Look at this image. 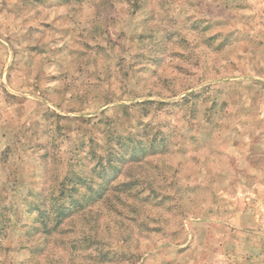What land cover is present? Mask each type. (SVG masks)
Listing matches in <instances>:
<instances>
[{
  "label": "rangeland",
  "instance_id": "1",
  "mask_svg": "<svg viewBox=\"0 0 264 264\" xmlns=\"http://www.w3.org/2000/svg\"><path fill=\"white\" fill-rule=\"evenodd\" d=\"M0 264H264V0H0Z\"/></svg>",
  "mask_w": 264,
  "mask_h": 264
}]
</instances>
